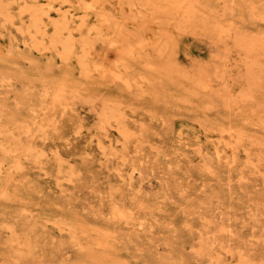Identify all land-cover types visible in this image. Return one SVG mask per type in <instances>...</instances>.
Listing matches in <instances>:
<instances>
[{
  "label": "rangeland",
  "instance_id": "rangeland-1",
  "mask_svg": "<svg viewBox=\"0 0 264 264\" xmlns=\"http://www.w3.org/2000/svg\"><path fill=\"white\" fill-rule=\"evenodd\" d=\"M263 118L264 0H0V264H264Z\"/></svg>",
  "mask_w": 264,
  "mask_h": 264
},
{
  "label": "bare ground",
  "instance_id": "bare-ground-1",
  "mask_svg": "<svg viewBox=\"0 0 264 264\" xmlns=\"http://www.w3.org/2000/svg\"><path fill=\"white\" fill-rule=\"evenodd\" d=\"M36 12V11H35ZM68 12H69V10H68ZM70 13V12H69ZM67 15V12H66V14L64 13V16H66ZM73 18V17H72ZM71 18V19H72ZM40 23H41V18H38L37 19V14H35V13H33L32 14V24H33V26L34 27H36V28H39V25H40ZM64 24V23H63ZM62 25V24H61ZM63 27H65V26H63ZM57 29H56V34H57V36L59 37V35H61V30H62V28L61 27H56ZM64 29H66V27L64 28ZM36 30V29H35ZM59 34V35H58ZM70 37V36H69ZM61 38V37H60ZM68 40V39H67ZM62 44H64V43H62ZM69 44L67 43H65V45H64V47H66V46H68ZM69 50H70V48H68ZM68 49H65V53H67V51H68ZM250 72V71H249ZM247 94H248V91H246V92H244L243 93V95H246L247 96ZM249 95V94H248ZM253 98V97H252ZM109 106V105H108ZM107 106V107H108ZM111 107V106H110ZM259 107V106H258ZM115 108V107H114ZM113 109V108H112ZM252 109V108H251ZM120 111V110H119ZM121 113V112H120ZM115 114V113H114ZM103 117H105L106 116V113H102L101 114ZM101 116V117H102ZM108 116V115H107ZM108 118V117H107ZM115 118H116V116H115ZM263 124H264V118H263ZM244 262H245V260H244ZM241 263V262H240ZM243 264V263H242ZM246 264V263H245Z\"/></svg>",
  "mask_w": 264,
  "mask_h": 264
}]
</instances>
